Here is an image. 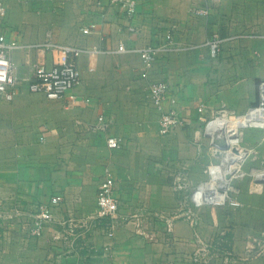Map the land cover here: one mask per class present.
I'll return each instance as SVG.
<instances>
[{
  "label": "crops",
  "instance_id": "1",
  "mask_svg": "<svg viewBox=\"0 0 264 264\" xmlns=\"http://www.w3.org/2000/svg\"><path fill=\"white\" fill-rule=\"evenodd\" d=\"M94 2L5 0L7 11L0 16V30L22 44L11 53L19 67L42 64L49 68L55 64L56 51L32 47L44 42L48 33L57 43L101 51L93 55L85 51L79 57L81 84L63 99L51 100L42 92H31L27 81L19 84L13 100L0 96V209L17 205L34 211L52 195L63 196L54 210L55 220L40 237L28 236L17 223L0 222V264H193L189 256L196 248L194 229L185 219L176 221L170 239L160 229L157 241L137 235L132 223L121 225L113 238L98 226L84 241L101 250L109 246L105 255L80 247L84 241L71 244L59 237L62 222L96 210L107 165L117 178L124 214L141 208L173 212L181 200L174 179L184 166L192 183L207 178V163L219 158L207 149L202 117L209 118L221 107L243 113L258 101L264 57L258 59L253 49L264 47V2L219 0L216 15L213 7L217 1L139 0L138 12L129 20L116 6L102 0L109 10L105 21ZM206 3L211 7L208 16L191 12L192 7ZM92 22L97 28L83 33L82 28ZM131 25L137 31H129ZM244 27L255 33L253 37L229 40ZM168 31L175 49L161 53L145 75L138 50L160 42ZM212 35L219 36L224 44L216 58L205 44ZM121 41L135 51L118 52ZM243 44L253 49L243 52ZM156 81L169 82L185 123L162 136L155 131L160 121L157 125L148 120L146 111L148 104L155 108L149 92ZM73 94L76 100L71 99ZM201 104H205L203 115L198 111ZM101 114L111 119L107 136L121 141L117 153H110L104 143L93 139ZM147 122L151 129L138 127ZM185 130L188 135L183 137ZM249 197L243 195L241 200L248 205L251 202L253 208L254 197L252 201ZM215 209L216 215L210 211ZM200 214L203 236L217 238L226 231L225 246L239 259L214 264H264V255L258 254L261 249H251L253 242L247 239L257 231L253 224L244 226L249 215L243 209L207 207ZM250 216L257 219L253 213Z\"/></svg>",
  "mask_w": 264,
  "mask_h": 264
},
{
  "label": "built area",
  "instance_id": "2",
  "mask_svg": "<svg viewBox=\"0 0 264 264\" xmlns=\"http://www.w3.org/2000/svg\"><path fill=\"white\" fill-rule=\"evenodd\" d=\"M27 1V0H19ZM99 16L104 21L108 16L107 5L116 6L125 18L133 19L138 12L139 0H107L105 5L102 0H94ZM217 1V0H207ZM191 12L198 16H208L211 13L209 3L201 7H192ZM7 11L5 0H0V16L5 15ZM97 28V23L92 22L83 27L85 34H90ZM129 31H137L134 25L128 27ZM42 43L33 44L37 50L56 51L58 56L52 67H46L42 64H35L32 67H19L11 59V53L22 47V44L16 39H8L3 31L0 30V96L11 101L14 99L17 88L22 81L29 83L28 88L31 92H42L48 99L60 100L66 97L67 93L81 84L82 74L77 64L79 57L85 52L90 54L100 52L101 49L94 47L90 50L74 44L57 43L50 38ZM160 42H151L138 50L142 60L143 73L147 75L155 65L158 56L161 53H168L175 49L173 35L168 31ZM253 37V35H252ZM234 38H237L235 36ZM264 38V37H263ZM209 48L210 55L213 58L218 57L223 47V40L212 35L205 42ZM118 52L129 53L135 51L128 48L124 42H119L116 49ZM112 52V51H109ZM256 56L264 55V47L253 49ZM171 86L168 81H156L151 83L149 97L152 105L160 112L159 131L161 134H170L185 125L184 119L178 109V99L171 93ZM71 99L76 100V95H71ZM87 101H89L87 99ZM202 115L205 111V104L198 107ZM247 117V119H244ZM204 120V136L210 140L212 146V155L221 160L220 165L208 163L205 172L209 175L207 180L199 183L186 182L188 177V167L184 166L177 173L174 184L177 190L181 191V200L173 212H153L146 208L132 214H124L121 211L120 197L117 189V178L110 165L104 168V179L101 182L97 193L96 210L80 219L70 218L63 221V230L59 237L70 241L71 244L80 241H86L88 233L100 226L103 232L113 238L117 229L124 224L132 223L135 233L150 241L158 240V232L164 233L167 239H170L174 232L175 223L179 219L187 220L194 229L195 250L191 253L190 260L193 264H214L218 261L236 262L239 260L235 253L225 246L224 236L226 231H222L219 237H205L201 233V210L207 207H219L223 209H236L243 205L241 200L242 188L239 181L249 180V191L257 193L264 188V159L258 161L256 165L249 168L245 167L249 152L241 146L242 132L244 127H262L264 128V79L258 84V101L251 105L247 111L237 113L227 107L217 109L209 118L202 117ZM226 121V128L233 126L232 133L237 140L231 138L229 148H222L218 136H224L223 123ZM221 123V125H219ZM111 119L101 114L98 118V128L103 131L109 130ZM227 131V130H224ZM221 134V135H220ZM230 137V136H229ZM224 139V138H223ZM222 139V140H223ZM230 139V138H229ZM236 142V143H235ZM107 146L112 149L121 148V141L114 135H108L106 138ZM238 148V152L233 151ZM244 151V153H243ZM233 158V163H229V169H224L225 153ZM232 172L230 178L227 174ZM63 201L60 193L52 195L48 202L40 203L34 211H29L20 206H13L9 209H0V222L9 224L11 222L20 225L28 236L40 237L43 235L47 225L55 220V208ZM251 249L260 248L258 254L264 255V232L262 236H253L251 238ZM95 252L106 254L110 247H104L103 250L86 245ZM88 242V240H87ZM174 264V263H170Z\"/></svg>",
  "mask_w": 264,
  "mask_h": 264
},
{
  "label": "rangeland",
  "instance_id": "3",
  "mask_svg": "<svg viewBox=\"0 0 264 264\" xmlns=\"http://www.w3.org/2000/svg\"><path fill=\"white\" fill-rule=\"evenodd\" d=\"M260 1L264 2V0H260ZM218 3H219V0H217V2L214 3V7H213L215 9L216 15H218V13H219V4ZM233 34H235V35H233L232 37L237 36V38L229 39V40H231V41L232 40H238V41L242 40L243 41L245 39H250L252 37V35H254L255 33L246 30L245 27H244V29L236 30V32H234ZM257 44L259 45L260 43H257ZM240 46H241V48H243V52H247V51L249 52V49L250 50L253 49V48L251 49V46H247V44H243V45H240ZM260 57L262 58V57H264V55L263 56H259L258 59H260ZM260 68H261L260 69L261 76L259 77V80L261 81L262 79H264V64H262L260 66ZM146 111H147L148 118H149L148 120L152 119L153 122L158 125V122L160 121V112L158 110H156L155 108H153L149 104H148V107H147ZM204 126H203V129H202V132H204ZM138 127H141L142 129H151L150 123H148V122L145 125H142V126L138 124ZM232 128H234V127L233 126H229V129H232ZM240 130L242 132V135H241L242 136L241 146L244 148V150H247L249 152L248 159H247V161L245 163V167L249 168L252 165H256L258 163V161H260L261 159H264V128H262V127H244V128H242ZM155 131L157 132V134L162 136V134L159 131V126L156 127ZM94 132H95V134L93 135V139H94L95 142H97V143L100 142L101 145H103V143H104L105 147L109 150L110 153H117L119 151V149L112 150V149H110L107 146V143H106L107 131H103L102 129L98 128ZM182 132H184L183 135H182L183 137L188 135V133H185V132H187L186 130L182 131ZM103 138H104L105 141L102 140ZM236 140H237V137H236ZM207 143H208L207 144V149H208V151H210V153L212 155V146H211L210 140L208 138H207ZM101 152H102V150H101ZM212 156L215 157L214 155H212ZM135 158L138 159V157H135ZM227 162H229V161H227ZM213 163H214V165H220L221 160L218 159L217 162H213ZM207 165H208V163H207ZM203 174H205V173L203 172ZM188 177H189V179H187L186 182L190 181V176L188 175ZM208 177H209V175L207 174V178L202 179V181L207 180ZM249 180L250 179H245L243 181H239V183H240L241 188H242L241 197L243 195L248 194L250 196L248 198L250 201H252L251 197H254V199H253L254 200L253 208H252L251 202H249V205H248V203H246V201H245V203L243 202V205L238 208L239 210L243 209L244 213L249 215V218H247L243 222L244 226L251 227V224H253L254 229L257 231L255 234L249 235L247 237V239L252 238L253 236L260 237V236H262V233L264 232V188L260 192L251 193L249 191ZM174 186H175V184H174ZM179 192L181 193V191H179ZM210 211H212V214L216 215L217 214L216 211H218V209H215V212L213 210H210ZM251 213L256 215L257 219H255V218L252 219L251 216H250ZM257 214H258V216H257Z\"/></svg>",
  "mask_w": 264,
  "mask_h": 264
},
{
  "label": "bare ground",
  "instance_id": "4",
  "mask_svg": "<svg viewBox=\"0 0 264 264\" xmlns=\"http://www.w3.org/2000/svg\"><path fill=\"white\" fill-rule=\"evenodd\" d=\"M244 119H247V117H245ZM219 125H221V123ZM224 126H225L224 130H227V131L223 130V134H224L223 138L224 139L222 138V136H218V141H219V143H222V148L226 149V148H229V146L231 145V138H233V139L235 138L234 140H236V137L234 135L232 136V133L235 134L236 132L234 130L230 131L231 129L229 130L228 127L226 128V126H227L226 122L223 123V128H224ZM229 136H231V137H229ZM229 153L230 152L225 153L224 164H226V165L224 166V169H229L230 168L228 166L229 163H233V161H234L232 156ZM243 153H244V151H243ZM227 161H229V162H227Z\"/></svg>",
  "mask_w": 264,
  "mask_h": 264
},
{
  "label": "water",
  "instance_id": "5",
  "mask_svg": "<svg viewBox=\"0 0 264 264\" xmlns=\"http://www.w3.org/2000/svg\"><path fill=\"white\" fill-rule=\"evenodd\" d=\"M233 151L238 152V148H234ZM231 175H232V172H229V173L227 174V178H230Z\"/></svg>",
  "mask_w": 264,
  "mask_h": 264
},
{
  "label": "trees",
  "instance_id": "6",
  "mask_svg": "<svg viewBox=\"0 0 264 264\" xmlns=\"http://www.w3.org/2000/svg\"><path fill=\"white\" fill-rule=\"evenodd\" d=\"M260 81V80H259ZM259 83V82H258Z\"/></svg>",
  "mask_w": 264,
  "mask_h": 264
}]
</instances>
